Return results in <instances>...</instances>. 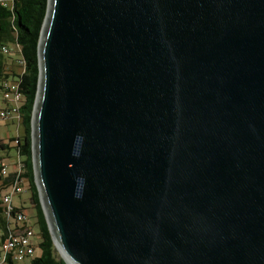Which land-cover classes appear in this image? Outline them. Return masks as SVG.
Masks as SVG:
<instances>
[{"label": "water", "instance_id": "obj_1", "mask_svg": "<svg viewBox=\"0 0 264 264\" xmlns=\"http://www.w3.org/2000/svg\"><path fill=\"white\" fill-rule=\"evenodd\" d=\"M38 57L67 264H264V0H48Z\"/></svg>", "mask_w": 264, "mask_h": 264}, {"label": "trees", "instance_id": "obj_2", "mask_svg": "<svg viewBox=\"0 0 264 264\" xmlns=\"http://www.w3.org/2000/svg\"><path fill=\"white\" fill-rule=\"evenodd\" d=\"M5 1L6 4L0 2V91L3 93L7 83L16 82L23 97L18 110L19 134L9 138V142L0 139V158L7 159L1 151L14 148L21 164L20 173L11 172L3 176L0 171V246L8 233L17 227L16 221L6 213L1 197L17 179H24L33 209L34 220L30 224L40 237L35 245L40 253L32 257L31 264H67L53 241L40 201L33 164L32 116L40 77L38 45L48 0ZM11 42L16 44L15 50L9 47ZM4 46L7 52L3 51ZM13 53L18 56L14 57ZM4 103L8 106V102ZM19 210H25L24 205L16 206L15 212ZM4 264H14V260L8 258Z\"/></svg>", "mask_w": 264, "mask_h": 264}, {"label": "built area", "instance_id": "obj_3", "mask_svg": "<svg viewBox=\"0 0 264 264\" xmlns=\"http://www.w3.org/2000/svg\"><path fill=\"white\" fill-rule=\"evenodd\" d=\"M0 2L6 4L5 0H0ZM3 51H8L5 46L3 47ZM2 94V99L8 102V106L0 108V120L12 118L18 121V110L23 97L18 91V84L16 82L7 83ZM12 166L13 168L11 169L6 158H0V171L3 176H8L11 172L20 173L21 164L18 157L15 158L14 163L12 162ZM27 191L26 181L24 179H17L4 191L1 197V203L5 207L6 213L16 221L17 227L8 233L1 244L0 264H4L8 258L23 260L26 257H33L35 255L36 247L33 242L35 231L29 222L25 210L15 212L16 206L13 205V197L15 195H22ZM12 212H14L13 215Z\"/></svg>", "mask_w": 264, "mask_h": 264}, {"label": "rangeland", "instance_id": "obj_4", "mask_svg": "<svg viewBox=\"0 0 264 264\" xmlns=\"http://www.w3.org/2000/svg\"><path fill=\"white\" fill-rule=\"evenodd\" d=\"M9 47L12 50L16 49L15 43H9ZM14 57H17V53H13ZM3 94L0 91V108L5 105L4 101L2 100ZM14 119H5L0 120V139H3L5 142H9V138L16 137L20 132V126L17 124V122L13 121ZM16 120V119H15ZM1 153L5 154L7 157V161L10 164V168L12 169V162L16 158L17 153L14 148L9 149L7 152L1 151ZM29 192H25L22 195H15L13 197V205L14 206H21L24 205L25 212L29 218V222H33L34 218L33 216V209L31 208L30 200H29ZM40 241V237L38 234H35L33 236V242L35 245H37ZM1 250V246H0ZM40 251L39 248L36 246L35 256L39 255ZM32 257H26L23 260H14V264H31Z\"/></svg>", "mask_w": 264, "mask_h": 264}, {"label": "crops", "instance_id": "obj_5", "mask_svg": "<svg viewBox=\"0 0 264 264\" xmlns=\"http://www.w3.org/2000/svg\"><path fill=\"white\" fill-rule=\"evenodd\" d=\"M13 121L17 122V124H18V121H17V119H16V120L14 119ZM14 162H15V159L13 160V163H14Z\"/></svg>", "mask_w": 264, "mask_h": 264}]
</instances>
